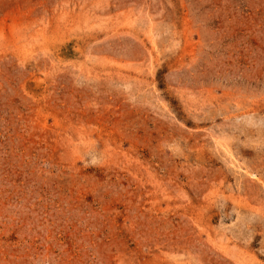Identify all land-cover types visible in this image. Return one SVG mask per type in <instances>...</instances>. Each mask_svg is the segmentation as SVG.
<instances>
[{"label": "rangeland", "instance_id": "374dc122", "mask_svg": "<svg viewBox=\"0 0 264 264\" xmlns=\"http://www.w3.org/2000/svg\"><path fill=\"white\" fill-rule=\"evenodd\" d=\"M0 264H264V0H0Z\"/></svg>", "mask_w": 264, "mask_h": 264}]
</instances>
